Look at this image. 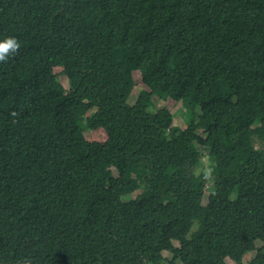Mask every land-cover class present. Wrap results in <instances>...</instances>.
Returning <instances> with one entry per match:
<instances>
[{"label": "trees", "instance_id": "obj_1", "mask_svg": "<svg viewBox=\"0 0 264 264\" xmlns=\"http://www.w3.org/2000/svg\"><path fill=\"white\" fill-rule=\"evenodd\" d=\"M9 37L0 264H264V0H0Z\"/></svg>", "mask_w": 264, "mask_h": 264}, {"label": "rangeland", "instance_id": "obj_2", "mask_svg": "<svg viewBox=\"0 0 264 264\" xmlns=\"http://www.w3.org/2000/svg\"><path fill=\"white\" fill-rule=\"evenodd\" d=\"M54 73L57 75L59 82L67 88V81L65 78L64 71L61 68H55ZM135 80V87L132 91L131 97H130V102L132 103L137 95V93L144 88L143 84L140 81L139 75H135L134 77ZM166 108L170 111V113L173 115V121L170 127L178 128L180 130H183L185 128L184 125V116H185V110L190 108V104L187 100H182L180 102H171L169 100H166L165 96L153 97V106L152 109H160V108ZM196 112H199V110L196 109ZM255 125H264L263 122H257ZM201 132V131H198ZM86 138L90 141H99L102 142L106 139V134L102 129H98L96 131H88L86 134ZM200 153V165L196 167L195 173L198 174L200 172L205 173L207 175L210 174V165L207 161L206 154L202 151ZM141 193H135L133 197H140ZM206 204V196L203 197L202 199V205L201 207L204 208ZM54 205V204H53ZM52 205V206H53ZM177 245V244H175ZM256 246H260V243L256 242ZM255 255V252H250L247 253L243 258L242 262L247 263L253 256ZM164 260L161 264H166L169 255L167 253H163ZM228 264H233L230 261H227Z\"/></svg>", "mask_w": 264, "mask_h": 264}, {"label": "clouds", "instance_id": "obj_3", "mask_svg": "<svg viewBox=\"0 0 264 264\" xmlns=\"http://www.w3.org/2000/svg\"><path fill=\"white\" fill-rule=\"evenodd\" d=\"M18 45L14 38H5L0 41V61H4L10 52H15Z\"/></svg>", "mask_w": 264, "mask_h": 264}]
</instances>
